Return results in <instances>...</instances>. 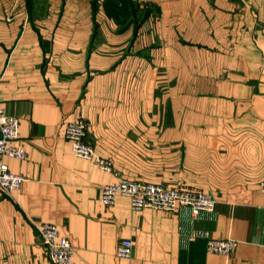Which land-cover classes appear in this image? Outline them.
Instances as JSON below:
<instances>
[{
    "label": "crops",
    "instance_id": "crops-1",
    "mask_svg": "<svg viewBox=\"0 0 264 264\" xmlns=\"http://www.w3.org/2000/svg\"><path fill=\"white\" fill-rule=\"evenodd\" d=\"M264 0H0V107L20 121L22 188L0 189V264H53L56 225L80 264H264ZM68 122H84L93 160ZM98 158L112 163L101 169ZM122 179L212 195L194 214L135 212ZM214 239H233L228 257ZM133 243L130 259L117 256Z\"/></svg>",
    "mask_w": 264,
    "mask_h": 264
},
{
    "label": "built area",
    "instance_id": "built-area-1",
    "mask_svg": "<svg viewBox=\"0 0 264 264\" xmlns=\"http://www.w3.org/2000/svg\"><path fill=\"white\" fill-rule=\"evenodd\" d=\"M264 11V8H263ZM264 26V19H263ZM20 121L17 117L8 115L0 107V189L7 194L18 191L26 181V177L10 171L7 159L24 160L27 156L25 147L19 141L18 128ZM66 138L72 146L77 158L93 160L96 157L95 147L88 138V126L84 122H68ZM101 169L113 171L112 163L98 158ZM264 193V181L261 183ZM130 199L131 209L135 212L144 209H159L175 211L180 205L189 206L194 214L211 211L216 207V199L203 191L188 188H166L161 185L139 183L122 179L101 189V201L105 206H112L118 196ZM42 247L45 249L53 264H80L74 260L75 250L71 241L61 234L53 224H43L37 227ZM237 247L233 239H214L207 244L210 254L230 257ZM133 254V243L123 240L117 248V256L130 259Z\"/></svg>",
    "mask_w": 264,
    "mask_h": 264
}]
</instances>
